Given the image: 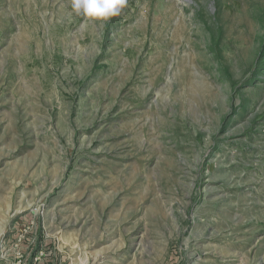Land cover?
I'll list each match as a JSON object with an SVG mask.
<instances>
[{"label":"rangeland","instance_id":"374dc122","mask_svg":"<svg viewBox=\"0 0 264 264\" xmlns=\"http://www.w3.org/2000/svg\"><path fill=\"white\" fill-rule=\"evenodd\" d=\"M0 264H264V0H0Z\"/></svg>","mask_w":264,"mask_h":264},{"label":"clouds","instance_id":"9594fccd","mask_svg":"<svg viewBox=\"0 0 264 264\" xmlns=\"http://www.w3.org/2000/svg\"><path fill=\"white\" fill-rule=\"evenodd\" d=\"M70 8L76 16H83L85 22L106 23L120 16L127 0H69Z\"/></svg>","mask_w":264,"mask_h":264},{"label":"bare ground","instance_id":"6f19581e","mask_svg":"<svg viewBox=\"0 0 264 264\" xmlns=\"http://www.w3.org/2000/svg\"><path fill=\"white\" fill-rule=\"evenodd\" d=\"M160 60V59H159ZM189 75V73H187ZM188 78V77H187Z\"/></svg>","mask_w":264,"mask_h":264}]
</instances>
